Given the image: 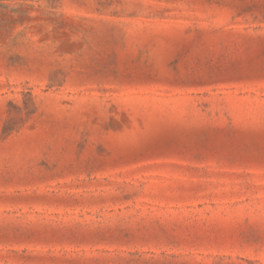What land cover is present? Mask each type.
<instances>
[{"label": "rangeland", "instance_id": "obj_1", "mask_svg": "<svg viewBox=\"0 0 264 264\" xmlns=\"http://www.w3.org/2000/svg\"><path fill=\"white\" fill-rule=\"evenodd\" d=\"M0 264H264V0H0Z\"/></svg>", "mask_w": 264, "mask_h": 264}]
</instances>
